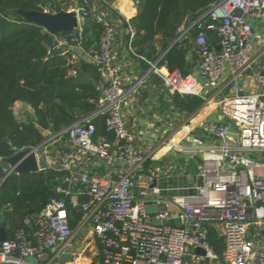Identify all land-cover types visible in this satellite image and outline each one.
<instances>
[{
    "label": "built area",
    "instance_id": "obj_1",
    "mask_svg": "<svg viewBox=\"0 0 264 264\" xmlns=\"http://www.w3.org/2000/svg\"><path fill=\"white\" fill-rule=\"evenodd\" d=\"M124 1L125 9L137 11L139 0ZM236 10L243 14L236 16ZM74 11L78 26L65 37H55L49 54L71 55L72 64L87 61L101 73L104 87L97 101H91L97 104L92 116L59 132L46 130L48 136L39 150L59 148L55 169L68 173V182L78 180L80 188L77 193L61 189L69 203L50 199L12 239L0 243V264H62V258L71 256L72 261L64 263L69 264L82 258L89 246L80 251L74 242L75 213L81 214L77 225L97 239V264H264V245L259 244L264 235V61L258 62L250 22L264 19V0H221L206 12L208 23L200 19L186 29V33L191 27L198 30L193 45L200 57L201 77L209 85L236 84L251 71L259 91L223 95L220 100V93L203 97L206 104L216 102L224 121L207 124L210 142L199 150L202 185L192 194L171 198L162 197L158 174L146 170L148 157L136 149L123 106L139 93L148 76L162 77L181 96L202 97L200 80L180 69L169 71L160 65V58L147 62L149 70L125 85L119 49L125 47L136 59L132 25L136 15L118 11L109 0H84ZM89 19L103 27L99 50L94 53L87 52L82 42ZM213 34L218 44L211 43ZM97 116L105 117L111 139L96 136L92 120ZM93 161L107 168V174L83 170L86 162ZM4 162L0 158V164ZM150 206L158 211L149 214ZM164 220L168 225L152 223ZM213 233L216 242L223 244L221 254L211 243Z\"/></svg>",
    "mask_w": 264,
    "mask_h": 264
},
{
    "label": "trees",
    "instance_id": "obj_2",
    "mask_svg": "<svg viewBox=\"0 0 264 264\" xmlns=\"http://www.w3.org/2000/svg\"><path fill=\"white\" fill-rule=\"evenodd\" d=\"M76 1L80 5L84 0ZM109 1L116 4L117 0ZM219 1L139 0L132 25L136 30L135 46L139 57L136 59L144 73L149 70L147 62L161 58L160 65L169 71L180 69L184 75H189V47L177 39L182 29L197 20L208 23L210 18L205 14ZM70 5L71 0H0V158L4 160L40 145L46 139L42 129L62 131L97 110V104L91 101H97L101 93L102 76L98 69L83 59L72 64L71 55L49 54L48 48L55 46V37L62 38L69 33L46 32L18 14L19 11L33 12L37 7L58 14L68 11ZM102 31L101 24L93 19L86 20L82 42L87 52L99 50ZM188 34L194 39L198 30L191 27ZM17 102L29 106L32 113L19 119L15 113ZM204 102L200 96L178 93L173 96L176 109L187 116L196 113ZM92 123L96 126L97 137L112 138L107 132L105 117L97 116ZM66 176L68 173L64 171L46 169L38 173H12L6 177V170L0 164V182L5 178L0 186V212L6 217L9 239L25 227L27 218L40 213L42 201L64 198L57 187ZM66 201L69 203V198ZM80 219L81 214L75 213L72 227H76ZM214 238L213 233L211 243L216 253L221 254L223 244ZM88 263L85 257L76 262Z\"/></svg>",
    "mask_w": 264,
    "mask_h": 264
},
{
    "label": "crops",
    "instance_id": "obj_3",
    "mask_svg": "<svg viewBox=\"0 0 264 264\" xmlns=\"http://www.w3.org/2000/svg\"><path fill=\"white\" fill-rule=\"evenodd\" d=\"M124 0H117L115 7L118 11H125L131 13L132 16L137 14V11L131 12L126 8ZM75 9H69L66 12H72ZM253 20V19H251ZM255 21V20H253ZM121 27V26H119ZM186 29L181 30L182 40L181 42L188 45V55H187V66L189 75L196 77L200 80L201 83V96L202 98H212L216 94L220 93L219 99L223 96L226 90L232 91L234 93H256L259 91V87L253 79V72H247L244 77H242L240 83H232L228 85V81L222 82L219 85L211 86L209 85L202 77L199 69L200 57L193 45V38L186 33ZM254 29L258 33L256 36V56L258 62L264 61V36L261 38L260 32L264 29V19L257 23H254ZM159 49V44H157ZM118 63L122 69L121 75L126 78L125 85H130L131 82L144 74V70L141 67L137 59H134L133 56L129 55L128 51L124 47H120ZM238 82V81H237ZM130 83V84H129ZM103 85L100 86V92L103 89ZM175 92L168 87L164 79L157 75L148 76L145 79L143 86L140 87L139 93H136L128 99L123 106L124 119L129 126L132 134L135 137L136 149L145 154L148 157L146 163L147 171H154L158 174V186L162 189V197L171 198L175 194L186 195L192 194L194 188L199 184V173L202 168V159L199 153L191 152L190 148L186 149L182 154H171L169 147H167L168 138L173 137L176 139L180 135V128H174V120L178 121V117L190 118L189 123H194L196 127H200L202 123L207 124L210 122V118L216 116L218 121H224V116L222 115L219 107L213 108L209 107L204 102L203 106L193 115L187 116L185 113H182L173 104V96ZM15 109H20L22 111L31 112V108L22 102H17L15 104ZM217 109L220 111V114L217 113ZM177 130V131H175ZM46 130L42 129V133ZM206 131V130H205ZM196 132V131H195ZM204 141L201 139L200 143L207 145L210 142V138L205 137ZM193 147V145H191ZM199 148V147H198ZM59 148L56 149L58 151ZM40 151V150H39ZM43 160L40 157V152H37V158L39 161L40 169L46 170H56L55 165L58 164L59 154L55 152H42ZM189 153V154H184ZM170 156H178V160H170ZM83 170L89 171L93 174H107V168L100 167L94 161L86 162L83 166ZM168 170V171H167ZM68 176L63 178L58 184L57 192L64 196V200L69 198L65 194L61 193V189H70L71 192L77 193L80 188V183L77 181L68 182ZM66 197V198H65ZM85 198V197H81ZM67 202V201H66ZM173 209V208H171ZM0 216H4L0 212ZM35 216V215H34ZM5 217V216H4ZM76 233V246L79 249L81 248V242H86L85 248L89 246V253H87L85 259L89 261V264H97L96 254L99 251V245L97 239L91 233L89 229L80 228L79 225L73 227ZM75 242V241H74ZM264 245L263 242L259 243ZM91 254V255H90ZM51 255V252L48 254ZM83 258V257H82ZM75 263V262H73ZM69 263V264H73Z\"/></svg>",
    "mask_w": 264,
    "mask_h": 264
},
{
    "label": "water",
    "instance_id": "obj_4",
    "mask_svg": "<svg viewBox=\"0 0 264 264\" xmlns=\"http://www.w3.org/2000/svg\"><path fill=\"white\" fill-rule=\"evenodd\" d=\"M18 14L23 16V18L27 22L33 25L39 26L45 29L47 32L53 33V34L60 33V32L70 33L78 26V17L75 11L53 14V13L47 12L42 7H37L36 10L33 12L19 11ZM242 14L243 12L241 10H236L235 12L236 16H241ZM186 42H188V40H186L183 43H186ZM211 43L212 44L219 43V38L216 34L212 35ZM174 44H172L171 47ZM220 49L221 47L218 45L217 50H220ZM41 146L42 145H38L37 147L28 148L26 150L20 151L16 153L12 158L5 160L3 167L7 171L6 177L12 173L21 175V174H26L29 172H32V173L40 172L41 169H40V165L38 162L36 152L37 150H39ZM4 179L0 182V186L2 182L4 181ZM199 184L202 185L201 178L199 179ZM46 203L47 201L45 200L42 201V208L45 207ZM157 211H158L157 206H150L148 208L149 214H155ZM5 222H6V217L0 216V243H3L9 239V232L5 227ZM152 223L155 226L168 225V222L165 220L162 222L153 221ZM199 252H202V251L200 250ZM72 259L73 258L71 256H67V257L65 256L64 258H62L61 263L64 264L67 261H72Z\"/></svg>",
    "mask_w": 264,
    "mask_h": 264
},
{
    "label": "rangeland",
    "instance_id": "obj_5",
    "mask_svg": "<svg viewBox=\"0 0 264 264\" xmlns=\"http://www.w3.org/2000/svg\"><path fill=\"white\" fill-rule=\"evenodd\" d=\"M71 2H72V5H70V9L71 10L72 9H76L79 6V4L77 3L76 0H71ZM250 22L253 25L255 23V21H253L251 19H250ZM258 22H260V21H257V23ZM254 34H255L254 45L256 46L255 40H256V36H258V33L256 31H254ZM259 34L261 35L260 37L263 38L264 29ZM76 52H78V51H76ZM71 63H72V61H71ZM225 77H226V75H225ZM237 83H240V81H238ZM230 93H232V91L226 90L223 95H229ZM221 98L222 97H220L217 100H220ZM215 103H216L215 101H214L213 104L207 103V106H209V107L212 106L213 108H216ZM219 110L217 109V113L220 114ZM15 113H16V116L19 119H24V118L28 117V115L31 114L32 111L31 112H27V111L24 112V111H22L20 109H15ZM189 119L190 118H185V117L181 116V117H178V121L174 120V122H173L174 123V128H177V130L180 128L181 130H180V135L177 136L176 139L171 137V138H168V140H166L167 141V145L166 146L169 147V149L171 151V154H178V153L182 154V152H185V150H187L189 148L191 149L190 150L191 152L199 153V150H202L201 148H204L206 146L205 144L200 143L201 139H203V141H204L203 137L209 139V137H208V135H207V133L205 131L206 130V123H202V125H200V127H196V125H194V123H192V124L189 123ZM217 121L218 120H217L216 116H213L212 118H210V122H217ZM177 130H175V131H177ZM43 134L47 138L48 131L43 132ZM208 143H207V145H208ZM191 145H193V147ZM186 147H187V149H186ZM47 149H48V152L52 151L53 152L52 154H55V152L59 154V150L56 151L57 147L53 146V147H48ZM41 151L43 152L44 150L41 149L39 151L40 152V157L43 160V154L41 153ZM184 154H189V153H184ZM200 155H202V153ZM170 158H171L170 160H173V162L178 160V156H170ZM216 234H217V232H216ZM261 240L264 243V235L262 236ZM75 243H76V240H75ZM81 245H82L81 248L84 249L85 245H86V242L84 241L83 244L81 242ZM80 251H81V249H80ZM86 253H89V252L86 251ZM86 253H83L82 257H84V254H86ZM34 261L37 262V259H35Z\"/></svg>",
    "mask_w": 264,
    "mask_h": 264
},
{
    "label": "bare ground",
    "instance_id": "obj_6",
    "mask_svg": "<svg viewBox=\"0 0 264 264\" xmlns=\"http://www.w3.org/2000/svg\"><path fill=\"white\" fill-rule=\"evenodd\" d=\"M80 259H81V258H80ZM80 259H79V260H80ZM79 260H77V261H79ZM77 261H76V262H77ZM76 262H75V263H73V264H76ZM88 264H89V263H88Z\"/></svg>",
    "mask_w": 264,
    "mask_h": 264
}]
</instances>
